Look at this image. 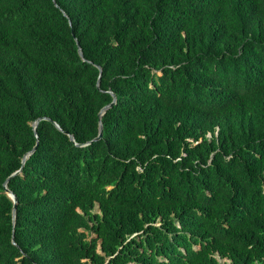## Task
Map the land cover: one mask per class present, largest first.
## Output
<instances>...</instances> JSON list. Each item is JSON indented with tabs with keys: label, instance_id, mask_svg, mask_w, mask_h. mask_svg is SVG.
Masks as SVG:
<instances>
[{
	"label": "trees",
	"instance_id": "1",
	"mask_svg": "<svg viewBox=\"0 0 264 264\" xmlns=\"http://www.w3.org/2000/svg\"><path fill=\"white\" fill-rule=\"evenodd\" d=\"M217 257L264 264V0H0V264Z\"/></svg>",
	"mask_w": 264,
	"mask_h": 264
},
{
	"label": "water",
	"instance_id": "2",
	"mask_svg": "<svg viewBox=\"0 0 264 264\" xmlns=\"http://www.w3.org/2000/svg\"><path fill=\"white\" fill-rule=\"evenodd\" d=\"M78 52H80V49H79V48H78ZM114 96H115V95L112 93V99H111V101H110L108 104L104 105V106L101 108V110H103L106 106H108V105H110L111 103L114 102ZM47 118H48V117H47ZM53 122H54V121H53ZM35 123H36V120H34V121L32 122V128H33V130H34ZM100 135H101V127H99L97 134H96L95 136H93L92 139H97V138L100 137ZM69 137L71 138L70 135H69ZM33 148H34V146L32 147V149H33ZM25 156H26V154L23 155V157H22V159H21V162L23 161V159H24ZM19 171H20V168H18V169H16L15 171H13L10 175H12L13 173L19 172ZM10 175H9V176H10ZM9 176H8V177H9ZM8 177H6V178L4 179V181H3V189H4V192L6 193V195H7L8 197H10V199L12 200V206H11V220L13 221V220H14L15 201H16V199H15V195H14V193H13L10 189H8V188L6 187V181H7V178H8ZM11 238H12V234H11Z\"/></svg>",
	"mask_w": 264,
	"mask_h": 264
},
{
	"label": "rangeland",
	"instance_id": "3",
	"mask_svg": "<svg viewBox=\"0 0 264 264\" xmlns=\"http://www.w3.org/2000/svg\"><path fill=\"white\" fill-rule=\"evenodd\" d=\"M93 211H98L96 203L93 206ZM90 235H93V233H90ZM217 259L221 262V264H229V260L227 258L217 257Z\"/></svg>",
	"mask_w": 264,
	"mask_h": 264
}]
</instances>
